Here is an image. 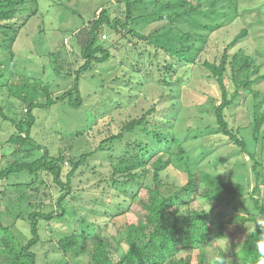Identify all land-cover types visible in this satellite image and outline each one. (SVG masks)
Segmentation results:
<instances>
[{
	"label": "trees",
	"instance_id": "16d2710c",
	"mask_svg": "<svg viewBox=\"0 0 264 264\" xmlns=\"http://www.w3.org/2000/svg\"><path fill=\"white\" fill-rule=\"evenodd\" d=\"M241 2H255V5L242 8ZM256 2L101 1L98 9L90 14L81 28L71 30V55L84 62L75 71L73 87L56 96L50 85L36 74L16 73L14 45L21 31L33 18L44 16L42 0H0V57L6 59L0 62V88L3 81L8 79L6 88L9 97L18 106L0 105L1 122L10 123L15 128L5 143L6 146L13 147L11 154L15 156V160L0 169V195L13 187L21 190L34 187V191L39 192L41 186H47L45 180L40 181L41 177L45 179L46 176L53 180L54 188L58 189L57 210L45 213L40 210L42 205L39 204L32 213L26 211L32 236L26 243H17L13 228L0 219V264H42L38 263L34 252L35 247L42 243L40 222L50 224L54 218L64 219L73 213L84 215V210L80 212L74 206L79 201L83 204L81 199L85 196V190H76L73 186L74 179L78 173L82 174L83 168L88 167L91 160H98L99 156L110 161L111 172L102 176L98 171V166L101 165H94L91 173L100 177L93 188L99 189L100 195L93 197L89 202L90 207L96 214L102 212L109 220L125 215L130 210L125 212V206L130 207L139 200L140 192L151 174L153 184L148 189L147 200L142 202L145 215L142 220L127 225L124 238L115 247L104 236L105 232L101 227L85 220L76 221L72 227L74 220H70L69 231L60 236L58 241L59 252L64 256H71L79 263L82 260L80 258L86 255L88 264H194L192 254L186 257L180 255L185 251H198L196 264H259V225L249 232L239 252L230 255L219 248L218 259L209 263L208 248L211 241L224 236V222H215L218 230L214 231L215 223L209 219L206 210H187L188 213H184V216L180 215L183 207L191 206L199 197L209 204H224L229 198H242L246 190L243 184L235 183L231 178L216 176L200 169L201 158L206 156H197L195 163L190 150L183 146L177 133L166 131L177 121L179 104L175 101L163 112V119H155L159 111L153 107L140 118L125 123L120 134H104L99 145L92 151L80 154L78 160L68 155L73 152V148H59L56 155H53L48 146L34 137V129L39 120L38 111L51 110L58 104H65L73 109L84 106L85 99L80 89L81 77L96 66L115 60L114 65L118 64L127 71L138 74L142 79L141 86L157 85L170 89V94H174L177 87L185 88L192 81L194 69L203 68L209 72L208 79L218 85L221 94L219 99H215L216 105L213 107L216 133L235 144L238 154H246L253 161L256 187L251 200L256 213L247 216L238 214L232 222L245 227L248 223L256 222L259 215L264 218V203L256 198L259 186L264 184V149L250 150L242 128L236 127L231 114V109L242 106L246 91H252L257 99L260 93L254 92L252 88L264 81V63L259 64L242 48L232 53L238 44L253 38V25L244 22L250 12H255L258 17L257 26H263L264 0ZM48 7L65 9V0L51 1ZM51 9L46 12L50 13ZM72 12L81 16L78 12ZM235 27L239 30L232 37L230 30ZM222 31L231 40L228 43L224 41L226 46L220 51L214 37ZM61 47L65 48L64 42ZM122 48L125 49V54L121 57L119 54ZM213 51L216 52V57L210 61L205 55ZM47 56L58 59L54 52H48ZM54 63L55 71L60 74L63 67L57 60ZM121 74L114 81L126 80L125 86L132 88V75ZM230 84L234 87L233 92L230 91ZM250 125L255 142H264V112H258L256 108ZM196 128L204 130L203 132L210 130L201 118L196 120ZM137 129L143 131L149 142L125 141V135L132 134ZM71 135L73 137L68 135V140L73 141L75 138L82 139L85 133L80 130ZM4 150L5 145L0 142V158H6L7 154L2 153ZM226 161L227 159H219L218 163ZM66 162L70 163L69 169L65 167ZM215 165H218L217 162ZM170 169L186 174L187 182L180 187L170 186L174 190L168 192L163 189V174ZM24 172L32 177L31 183H9L11 176ZM37 194L30 198L36 199ZM69 197L73 205L71 210L67 207ZM28 206L33 204L29 202ZM22 216L19 215L18 218ZM115 253L119 256L117 260L114 258Z\"/></svg>",
	"mask_w": 264,
	"mask_h": 264
},
{
	"label": "rangeland",
	"instance_id": "374dc122",
	"mask_svg": "<svg viewBox=\"0 0 264 264\" xmlns=\"http://www.w3.org/2000/svg\"><path fill=\"white\" fill-rule=\"evenodd\" d=\"M51 1L56 0H42V8L45 11L44 16L33 18L28 26L21 31L13 51L17 61L16 73L36 74L50 85L52 93L57 96L73 87L76 79L75 71L84 62L71 55L72 50L69 43L72 41L71 30L81 28L84 22L90 18V14L98 9L99 2L104 0H65V9L67 10L59 7L57 10L53 7L52 9L49 8L48 5H51ZM256 1L261 2V0ZM254 5L255 2H241L242 8H249ZM49 9H51L50 13L46 12ZM72 11L80 13L81 16L74 15ZM63 14L65 15L62 16ZM257 19L255 12H250L244 18L245 23L253 25L251 27L253 38H248L238 44L232 53L237 52L239 48L245 49L246 53L252 55L261 64L264 63V56H262L264 51V20L262 21L263 26L260 27L257 26ZM238 30V27L231 29V36L233 37ZM230 40L231 38L225 36L223 31L214 37V42L217 43L220 51L226 46L224 41L228 43ZM63 42L65 48L61 47ZM48 52H54L58 59L47 56ZM124 54L125 49L119 55L122 57ZM205 57L213 61L216 52L206 54ZM55 59L63 67L60 74L55 71ZM75 59H78L77 62H75ZM5 60L0 57V62ZM114 63H116L115 60L96 66L90 72L82 75L80 89L85 99L82 108L73 109L65 104H58L51 110L38 111L39 120L34 129L35 139L48 146L53 155H56V150L59 148H73V152L68 155L78 160L80 154L92 151L96 145H99L104 138V134H120L125 123L140 118L153 107H156L159 111L155 115V119H163V112L171 107L172 101H175L179 104L177 121L166 131L177 133V137H179L183 146L190 150L195 163L197 162V156H206V158L202 157L204 160L201 158L200 169L216 176L231 178L235 183L243 184L246 190V194L242 198L232 197L224 204H209L199 197L191 206L183 207V213L180 215L184 216V213H188L187 210L190 212L206 210L209 219L213 223L217 221L224 222V236L211 241L208 248L209 263H213L218 259L219 248L227 254H236L242 248L249 232L258 223H264V218L258 214L256 222L248 223L245 227L232 222L238 214L247 216L256 213L251 200L256 181L252 170L253 161L246 154H238L235 144L229 142L228 138L216 133L213 107L216 105L215 99H219L221 96L218 85L213 80L208 79L209 72L203 68H196L192 71V81L185 88L177 87L174 94H170V89L157 85L141 86L142 79L138 74L133 73L131 70L127 71L126 68L120 67L118 64L114 65ZM262 72L264 73V67ZM121 73L126 74V76L132 75L134 84L132 88L125 86L126 80L124 82L122 79L114 81V78L122 75ZM8 82V79H5L2 88H0V105L6 107V105L11 104L17 108L18 106L14 104L13 99L9 97L6 88ZM230 85V91L233 92L234 87L232 84ZM252 89L254 92L260 93V96L255 99L252 91H246L242 106L231 109V114L235 119L236 127L242 128L243 136L248 140L250 150L260 151L262 148L264 149V142H255L252 134L253 128L250 123L256 108L258 112H264V81L255 85ZM198 118L203 119V123L209 126L210 130L205 132L201 129L198 130L196 128ZM150 128L153 129L152 126ZM89 129H92V131L89 132ZM80 130H84L85 133L82 139L68 140V135L73 137L71 134H76ZM160 130L165 132V129L161 128ZM14 131L15 128L12 124L3 123L0 120V142L5 145V150L2 153L7 154L6 158H0V169H4L15 160V156L11 154L13 147L5 144L9 135ZM101 131L102 134L100 135ZM194 136H196L195 139ZM125 141L149 142L141 129L135 130L132 134H126ZM219 159H227V161L219 164ZM216 162L218 165H215ZM94 165H101L98 166V171L102 173V176H107L111 172L110 161L99 156L98 160H91L88 167L83 168L82 174H77L73 186L76 190L84 189L85 196L83 195L84 197L81 199L83 204L81 205L79 201L74 207L77 206L80 212L84 210V215L73 213L64 219L54 218L50 224L45 221L40 222L42 243L34 249L38 263L88 264L89 259L86 255L80 258L82 259L81 262L77 263L78 261L71 256L66 257L59 252V238L69 231L70 220H74L72 227L76 221L81 222V220L101 227L105 232L104 236L115 247L124 238L127 225L143 219L145 212L143 211L142 202L147 200L148 189L152 187V175L150 174L147 177L145 186L140 192L139 200L132 203L130 207L129 205L125 206V212L130 209L129 212L109 220L102 212L96 214L89 205L93 197L100 195L99 189L93 188L100 177H96L91 173L92 169L95 168ZM65 167L69 169L70 163L66 162ZM9 180L11 184L31 183L32 177L24 172L11 176ZM44 180L47 186H41L39 192L34 191V187L22 190L13 187L6 189L4 195H0V219L13 228V234L17 237V243L19 244L26 243L32 237L30 224L27 220L28 211L32 213L39 204L42 205L40 210L45 213L57 210L56 191L58 189L54 188L53 180H49L48 176L45 179L44 177L40 178V181ZM163 182L165 185L163 189L171 192L174 190L171 188L172 186L180 187L187 182V175L178 172L176 169H170L163 174ZM262 184L259 186L256 198L261 199L264 203V184ZM36 193H38V197L31 199L30 197L36 195ZM70 199L71 197L68 198L67 207L71 210L73 205H71ZM117 201H120V199H117ZM29 202L33 206L29 207ZM19 215H23L22 218H18ZM217 230L216 226L214 231ZM191 254L194 264H196L195 259L199 254L198 251H185L180 256L186 257ZM118 257V254L115 253L114 258L117 260Z\"/></svg>",
	"mask_w": 264,
	"mask_h": 264
},
{
	"label": "clouds",
	"instance_id": "9594fccd",
	"mask_svg": "<svg viewBox=\"0 0 264 264\" xmlns=\"http://www.w3.org/2000/svg\"><path fill=\"white\" fill-rule=\"evenodd\" d=\"M261 228L260 240L257 242V250L260 254L259 264H264V223H258Z\"/></svg>",
	"mask_w": 264,
	"mask_h": 264
}]
</instances>
